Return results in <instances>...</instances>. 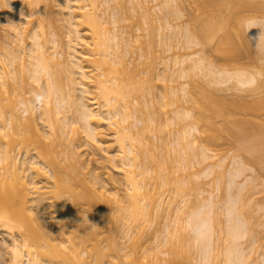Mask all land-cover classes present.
<instances>
[{"label":"bare ground","instance_id":"obj_1","mask_svg":"<svg viewBox=\"0 0 264 264\" xmlns=\"http://www.w3.org/2000/svg\"><path fill=\"white\" fill-rule=\"evenodd\" d=\"M96 1L9 0L8 2V0H0V3L6 5L3 7L2 4L0 5L2 7L0 9V232H4L11 237V242L9 243L11 260H8L11 264H161L156 254L162 253L159 251V247L165 246L167 239L169 240L168 235L165 236V239H163V236L161 244L157 246L159 249L156 250L158 251H148L146 249L145 255H140L135 250V254H131L126 247V240L130 238V223H137L143 214L144 206L137 198L140 193L138 178L141 175H149L146 170H140L138 162L139 156L142 153V147H150V138L148 137V139L146 135H144L146 137H142L138 133H135V129L142 123L141 121H138L135 126L132 124L133 122H130L132 101L135 97L139 96L137 94L142 93L144 90L145 81L128 66L132 64V61L127 59V53L125 54L124 48L130 45L131 38L126 36V33H121L118 27L117 16L109 9L108 2L103 1L101 4H97ZM226 1L229 0H220L222 6L223 3L227 6H233L232 0H230L232 3ZM102 6H106V8L102 10ZM165 6L169 14H167L168 17H173L175 21L181 19L177 0H169L165 3ZM54 9L59 10L57 11L59 12L58 15ZM24 10L27 11L25 12L26 14L21 13ZM9 11L13 16L17 17H14V21L13 19L12 21L9 20L10 16L7 15L10 13ZM58 22L59 26H61L60 23L62 24L59 27L60 29L57 27ZM206 22L208 24H203V26L205 25V29L207 27L209 29L202 33H211L213 27L214 30L223 29L224 27V30H221L223 32L226 31L222 20L217 21V24L214 21V24L210 21L214 25L212 29L209 21ZM53 27L61 33H63V28L66 29V32L64 31L65 34L63 33L64 35L59 33V37L64 38L63 36H67V46L72 51H68L71 53L69 56H64L62 50L61 52L57 51L60 48V43L57 39L58 36L55 34L56 30ZM165 27H167L164 32L166 36L164 33L162 36H165L167 40L169 38L167 34L172 29L177 32V35L182 33L179 25L174 26L171 23H167ZM246 27L251 41L258 48L257 50H259L260 61L264 64V20L250 21L246 24ZM214 30L212 34L217 32ZM185 33L186 48L191 49L192 45L198 46L199 42L197 39L196 42L198 43L194 42L191 36H189L190 32L188 34V31H185ZM82 35L85 41H83ZM77 46H80L82 49L87 48L89 52L80 56ZM7 53L11 59H7L8 56L5 57ZM69 53L65 54L68 55ZM59 57L61 58L60 61H54V59ZM25 58L33 61V63L30 62L31 64L29 63L32 65L30 66L32 68L30 71L29 69L31 68H29V64L26 62L28 60ZM8 60H10V64L7 63ZM15 60L20 61L23 66L25 65V68H23L20 64L22 69H24L22 71H27L26 74L28 72H30L29 74L33 73V78L31 77L30 79L32 80L30 81L36 84L34 92L40 90L39 94L41 93L46 104H49L52 98L54 97L55 99L56 96L57 115L59 117L55 116L56 113L52 114L53 112L49 107L47 108L48 111L46 110L49 118L47 115L45 120H47V123L48 119L51 122L49 123L51 129L49 138H47L48 134L41 131L40 125L37 122L36 109L29 106L31 104H28L29 100L26 99L27 101H25L24 95H14L15 90L9 88V79L18 85H23L24 82H27L26 79L25 81L17 75L19 71L16 73L17 69L13 67V61ZM51 62L65 71L66 77H64L66 80L61 76L60 79L64 80L68 87L66 88L69 91H62L63 87H65L63 85L65 83L62 80L60 82L56 81L55 83L57 84L52 85L57 89L56 86L59 82V90H55L53 89L54 87H50L49 82L45 80L42 82L43 77L40 78V75V77L36 76L41 72L45 73L46 77L50 76L49 66L54 65ZM26 63L28 66H26ZM84 64L86 65L84 66ZM87 64L91 65L88 66ZM35 66L40 70L36 69L33 71ZM187 67L190 68L192 76L196 78L194 80L197 84H201L204 80L207 81L208 77L212 80L210 83L208 82L209 87L204 88V90L206 89V99H191V102L194 100L193 104H195L194 114L188 110L187 112L179 110L176 114L177 121H175L179 125L186 120H193L194 124L200 129L198 130L196 127H189L188 125L189 129H186L185 126L182 132L181 130L183 129L181 128L179 140L183 143L181 142L180 146L184 145V147L182 145L184 150H181L183 152L190 151L188 150L190 143L187 140L197 131L200 132L202 141L205 140L204 143L210 141L213 144L216 142L218 145L217 140L223 136V133H228L230 140L233 138L235 142L239 140L245 143V145L243 144V148H246L250 152L254 150L256 145L262 144L264 142V131L258 138L248 134L251 132L247 128L250 125L249 121L246 119L238 121V116L236 117L235 114H239L235 111L234 114L233 109H229L228 102L230 100L224 95L225 93L223 94L224 90L212 88L214 85H227L229 87L230 83L233 84L235 82V89L239 87L240 90L246 92L255 85L256 78L244 72L223 71L208 62L205 57L191 53L182 58H175L174 68H166V75L165 77L163 76V80L173 84L179 82L178 80L186 79L188 77ZM75 68H77V71H74ZM24 72L22 73L25 76ZM56 72L58 73V71ZM35 73L37 74L35 75ZM58 74L62 75L63 73ZM260 74L264 75V66H261ZM57 75L58 80L59 76ZM75 75L80 76L81 83L75 82L77 81L74 79ZM28 83L29 81L25 84ZM77 85H79L82 91V97H79L77 94ZM210 85L212 86L210 87ZM186 86L185 84H180L177 87H173V95L179 101L187 100L190 94ZM31 89L34 90V87ZM91 89H95L97 93H93ZM33 90L31 91L33 92ZM218 91H222V93L219 94ZM62 96L65 98L63 99ZM138 100H140L139 97ZM231 103L230 105H233L235 102ZM67 105L70 106L68 107L69 110L70 108L75 110L79 120L83 123V130L88 139L85 145L87 149L85 147L84 149L88 151L87 153L90 152V156H92L89 160L91 163L89 164H85L83 162L84 158H81L80 150H83V148L80 146V149L79 147H75L76 145L74 146L75 141L72 139L73 137L71 140H68L73 135V131L75 134L80 131L78 128L72 130L73 127L72 129L69 128V132L70 130L72 131L71 135L66 131V128L71 126V123L67 121L66 114H64V111L66 113L67 111L69 112L68 108H66L67 110L64 108ZM247 106L250 109V105ZM238 107L242 108L241 106ZM232 108H235L234 105ZM50 111L52 113L49 114ZM46 112H43L42 115L44 113L47 114ZM61 113L64 115L63 118H60ZM50 115H52V118ZM50 118L51 120H56L54 121V125H52L53 121H50ZM117 118L121 119L117 120ZM219 120H222L221 126ZM56 124L58 125L56 126ZM104 126L107 127V131L103 130ZM140 131L143 132V130ZM58 132L59 134H56ZM108 132L111 133L109 134ZM67 134L70 136L64 138ZM111 135L115 140L113 142L114 146L115 144L117 146L116 150L108 141ZM54 138H59L60 141L59 139L55 141ZM63 138L67 139L69 144ZM46 139L50 142L51 140L53 141L49 143L46 142ZM61 142L66 143H63L65 145H62L63 149H61ZM76 142L78 141L76 140ZM210 142L208 145L212 144ZM82 143H78V145ZM57 146L60 147L59 151L57 149L59 147ZM206 147L204 145L202 147L195 146L197 149L194 150L196 153L200 150V153L198 152L199 156L201 154L203 159H208L210 157L208 155L210 150L208 149L209 147ZM246 149L243 150L247 151ZM31 151L34 152V159H37L39 164L35 163L32 157L29 156ZM23 152L25 153L24 155H28L29 157L23 159ZM101 154L103 155V160L101 159ZM97 157H99L98 160ZM30 159L32 161L28 162L27 160ZM94 161L99 164H97L98 167H103V169L106 163L112 164L116 171L122 175L124 183L131 187L129 189L130 192L127 194L129 196L128 204L121 207L123 226L120 241L118 236L112 234V230H106L107 224L105 221L109 218L111 212L110 204H117L121 199L119 198V193L113 197H110L106 193L100 175L97 174L98 172L95 168L91 167L92 170L88 166H92L91 164ZM103 161H105V164ZM237 165L238 163L235 162L234 166L238 167ZM212 167L214 168V166ZM218 167L222 168L221 165H218ZM211 168H207L206 172L211 170L214 173L215 170ZM212 172L209 173L211 174ZM157 173L155 171L153 175H158ZM244 174L245 172L242 169L238 170L236 168L229 172L230 193H234L237 189L245 192L243 191L246 188H244V185L253 184L252 181L247 179L245 184L241 185L242 187L238 186L236 180ZM112 184L117 186L119 182L113 179ZM213 198L214 196L211 195V199ZM216 205L215 203H210L202 206V208L189 215L187 219V223L191 225L194 235L193 240L195 242L193 241V244L198 243V248L202 251L201 254L205 264H210L208 248L211 243V226L208 213L213 212L215 207L218 206ZM235 207V199L231 198L227 203V213L230 223L234 220L232 216L235 212ZM182 209V207L178 206L179 211H182ZM54 214H56V218L51 217L55 220V225L54 223L52 224V227H54L52 229H49L51 226L46 228L42 219ZM234 224H231L234 227L231 229L232 231L230 230L231 232L228 230V233L231 234H227V237L239 242L243 238V235L239 231L238 224ZM168 227H171V225L167 226V229ZM169 229L167 230L168 232ZM237 241H234V243ZM232 242L229 241L231 245H233ZM235 244L234 246H237L238 243ZM233 250L236 249L231 247L229 250L232 255L228 253L229 255L227 256L230 257L231 255L232 257L230 260L228 259L227 263L236 264L235 259L237 257L232 258L237 251ZM255 254H258L257 250ZM260 260L264 264V258L262 257ZM257 261L259 260L257 259ZM167 263L178 264L175 260L168 261Z\"/></svg>","mask_w":264,"mask_h":264},{"label":"rangeland","instance_id":"obj_2","mask_svg":"<svg viewBox=\"0 0 264 264\" xmlns=\"http://www.w3.org/2000/svg\"><path fill=\"white\" fill-rule=\"evenodd\" d=\"M103 1L108 2L109 9L117 16L119 23L118 27L121 30V33L124 32V34H127L126 36L131 38L130 45L124 48L125 54L127 53V59L132 61V64H129L128 66L134 70L136 75L145 81V91L143 90L142 93L137 94L139 96L135 97L132 101L133 104L130 111V122H133L132 124L135 126L138 121H141L142 123L139 124L135 129V133H138L139 136L143 137L146 135L147 137H144L150 138H148L149 143H151L150 147H142V153L139 156L138 162L141 168L140 170H146L149 175H141L138 178L140 193L137 198L141 201L144 208L142 217L138 219V222L133 224L130 223L131 225L129 224L130 238L126 240V247L128 248V251H130L131 254H135V250L138 251L140 255H145L146 249L148 251H158L156 249L160 248L159 251L162 253L158 255L156 254V256L158 257L161 264H168L167 262L171 260H175V262L178 264H205L201 254L202 251H200L198 248V243L193 244L195 242L193 240L194 235L191 230V225H188L187 223V219L189 218V215L202 208V206L215 203L218 206L216 205L217 207H215L213 212L208 213L211 226V243L208 248L210 264H230L231 262H227L232 257V254L230 253L231 251H229L231 247L236 249L233 251H237V253L235 252L236 256L233 255L232 258L234 259L237 257L235 259L236 264H238V262L239 264H262L263 261L260 260V258H264V142H262L260 145H256L254 150L250 152L246 148H243V144L245 145V143L239 140H236L235 142L233 138L230 140L228 133L222 134L223 136L219 139L221 142L217 140L218 145L216 142L214 145L210 141L209 142L212 144L208 145L209 142L206 141L204 143L205 140L202 141L200 132L197 131L191 138H188L187 140L190 143V147L188 149L190 151L183 152L184 145L182 144L183 147L182 145L180 146L182 141L179 140V136H181V128L183 129V127L185 128L186 126V129H189V127H196L198 129L199 127L194 124L193 120H186L179 125L178 122H176V114L179 110H185L186 112L188 110L194 114L193 110L195 109V104H193L194 100L191 102V99L203 100V98H207L205 92L206 89L204 90V88L209 85L212 79L208 77L209 79L207 78V81H205L203 78L199 77L204 80V82L202 81L201 84H197L194 80L196 78L192 76L193 74H191L189 67H187L188 77L184 80H178L179 82L177 83L172 84L170 82H166L163 80V78L166 75V68H174L175 58H182L191 53H195L200 57H205L208 62L214 64L218 69L223 71L244 72L255 77V85L249 88L246 92H244V90H240L239 87V89H235V82H233V84L230 83L231 85L229 84V87H227V85H214L212 88H216V90H224L223 94L225 93L224 95L230 100L228 102V106L230 108H228L230 110L233 109V113L235 111L239 114L237 115L234 113L236 117L238 116L237 120H248L251 125L247 126L249 129L247 130L249 132L251 131L248 134L251 136L253 135L252 137L255 138L260 137L264 131V86H262L264 85V75L260 74L261 66H264V64L260 61V54L258 55L259 50H257L258 48H256L253 41H251L246 24L250 21L264 20V0H232L233 3L229 0L233 6L235 5V7H231L230 5L227 6L224 3L222 6L220 0H177L178 10L181 14V19L179 21L173 20V17H168L169 14L166 11L165 3L169 0H97L96 2L97 4H101ZM229 1L226 2L229 3ZM1 4L2 3H0V5ZM4 5L2 4V7ZM2 7L0 6V9ZM105 8L106 6H102L101 9L103 10ZM54 10L56 12L59 11L58 9ZM25 12L27 11H21L22 14H26ZM58 13L59 12H57V15ZM7 15L10 16V21H12V19L14 21V17L17 18L16 16H13L11 12ZM221 20L226 31H222L224 30V27L223 29L221 28L222 30H214V27L212 29V26H214L213 24H217V21L219 22ZM206 21H209V23L210 21H212V23L214 21L213 24L210 23V27L212 29L211 33L208 32L207 34L202 33L209 29V27L205 29V25L208 24ZM167 23H171L174 26L179 25L182 33L177 35V32L172 29V31L167 34V37H169L167 40L164 33L167 29V27H165ZM203 24L205 25L203 26ZM57 25L58 28L62 26L61 23V26H59V22ZM55 30V34L58 36L57 39L60 43V48L57 51L61 52L62 50V54H64V56H69L71 53L68 51L71 50H69L67 46V36L60 38L59 33L61 32H59L57 29ZM65 30L66 29L63 28V33ZM213 30L217 32L212 34L214 33ZM185 31H188V34L189 32L192 34H189V36H191L194 42H196L197 39L199 42H196L198 43V46L192 45L191 49L186 48L187 44ZM163 33L165 36H162ZM82 37L83 41H85L83 35ZM77 48L76 49L78 50L80 56H83L86 52H89L87 48L82 49L80 46H77ZM8 53L5 55V57L8 56ZM65 53L69 54L67 55ZM8 58H10V56H8L7 59ZM25 59L24 60L28 64L30 62L33 63V61H31L29 58ZM57 60L60 61L61 58L59 57L54 59V61ZM16 61L17 60L13 61L14 65L12 64L13 67L17 69L16 73L18 71V73L24 72L22 71L24 70L22 69V63L17 61L16 64ZM7 63L10 64V60H8ZM27 63L26 66H28ZM51 63L54 65L49 66L50 76L46 77V74H43V72L40 74L38 73V75L35 73L36 76L40 75V78L43 77L42 82H44V80L49 82L50 87L53 84L56 85V81L60 82L64 76L66 77L65 71L62 68L55 66V63L53 62ZM30 64L29 68L32 66ZM85 65L86 64H84V66ZM87 65L90 66L91 64ZM24 66L23 68H25ZM35 67L33 68V71L38 68ZM30 70H32V68L29 69V71ZM75 70L77 71V68H75L74 71ZM56 71L63 74L59 75ZM18 73V76L24 80L26 79L27 82L29 81V83L25 84L27 82H24L23 85H18L9 79V88L11 90H15L14 95H24V100H29L28 104L31 103L29 106L36 109L35 113L37 122L40 125L41 131L48 134L47 138H49V133L51 132L49 123L51 122H49V119L48 123L47 120H45L48 115L46 110L49 107L53 112L52 113L50 111L49 114L56 113L55 116H58L56 107L57 105L55 101L56 96L55 99L54 97L52 98L49 104H46V101L44 98H42L41 93L39 94L40 90H38V92H34L36 84H33L34 82L30 81L32 80L30 78H33V73L31 72L32 74H29L30 72H28V74H26V70L24 72L25 76L23 73V75ZM56 75L59 76L58 80ZM60 76L62 77L61 79ZM65 77L63 78L64 80H66ZM74 77V79L77 80L75 81L76 83H81V78L79 75H75ZM64 80H62V82H64ZM59 82L57 85L58 87L56 86L57 89L59 88ZM21 83L23 82L21 81ZM180 84L187 85V90L190 93L187 100L185 99V101H179V99L173 95V87H177ZM63 85H65V87H63L62 91L68 90L66 83ZM77 86V94L79 97H82V91L80 90L79 85ZM211 86L212 85H210V87ZM33 87L34 90L31 89ZM53 89H55V87ZM31 90H33V92ZM29 91L32 93L30 94ZM91 91L93 93H97L95 89H91ZM221 93L222 91L219 92V94ZM138 97L140 100H138ZM62 98L64 99L65 97L62 96ZM66 99H68V97H66ZM65 102L67 103V101ZM231 102H235L233 103L235 108H232L233 105H230L232 104ZM63 104L66 105L64 102ZM247 105H250V109ZM238 106L243 107L240 108ZM68 107L70 106H65V110H67L66 108ZM43 112L47 113H44V115H46L45 117L42 115ZM67 113L64 111V114L67 116V121L71 123V126L67 127L68 129L66 128V131L69 132V128L72 129L73 127L72 130L78 128L80 132L75 134L74 131L72 133L70 130L68 134L71 135L72 133L75 135L70 136L67 134L64 138L70 136L68 140H71L73 137L72 139L75 141L74 146L76 145L75 147L79 148L81 146V148H83V150H80L81 148L79 149L82 155L81 158H84L85 160L84 161L82 159L83 162H85V164H89L91 163L89 160L92 158V156H90V152L87 153L88 151H85L87 149L85 145L87 144L86 141H88V139L86 138L83 130V123L81 120H79V117L73 108H70L69 112L67 111ZM50 117L52 118V115H50ZM63 117L64 115L61 113L60 118ZM51 118L50 121H53L52 125H54V121L56 120H51ZM54 118L57 119L56 117ZM120 119L121 118H117V120ZM219 121L221 126L222 120ZM58 124H56V126ZM188 125L189 127H187ZM147 126L148 128H146ZM103 130L107 131V127L104 126ZM140 130H143V132ZM181 131L183 132L184 129ZM108 133L110 134L111 132ZM56 134H59V132ZM64 138L63 140H65ZM57 139L59 138H54L55 141ZM66 140L65 142L68 141ZM76 140L78 142H76ZM52 141L53 140H51V142ZM108 141L116 150L117 146L116 144L114 146L115 140L112 135L110 138H108ZM46 142L51 143L48 139H46ZM82 142L85 143L83 144ZM63 143L64 142H61V146ZM67 143L69 144V141ZM78 143L82 144L78 145ZM241 143L242 145H240ZM201 145L209 147L208 149L210 152H208V155H210V157L208 159H203L201 154L199 156L198 152L200 153V150L197 153L194 150L197 149L195 146L202 147ZM63 146L61 149H63ZM84 147L86 149H84ZM57 149L59 151L60 147ZM243 149H246L247 151ZM24 154L25 153L23 152V159H26L25 157L31 156L33 161L38 163L37 159H34L35 155L33 151H31V155L28 153L29 156ZM102 156L103 155L101 154V159ZM98 158L99 157H97V160ZM27 161L29 162L32 160L30 159ZM104 162L105 161H103V163ZM235 162L238 163V167L234 166ZM97 164L98 163H95L94 161L91 164L92 166H88L90 168L92 167L93 169L95 168V170L98 172L97 174H99L101 177L100 179L103 186L105 187L106 193L110 197H113L119 193L118 195L121 199V201L117 204H110L111 212L109 214V218L105 221L107 224L106 230H112V234L118 236L120 241L121 229L123 226L121 207H123L125 204H128L129 196H127V194L130 192L129 189L131 187L124 183L122 175L116 171L112 164L104 163V169L103 167H98L99 164ZM218 165H221L222 168H219ZM212 166H214V168ZM207 168L214 169V173L211 170H209V172H212L211 174L206 172ZM234 168L238 170L242 169L245 172L244 175L240 176L236 180L238 186H241L242 184L244 185L247 179L253 182V184H248V186L244 185V188H246L243 191L245 192L237 189L234 193H230L229 172ZM155 171L158 172V175H153ZM31 174L33 173L31 172ZM113 179L119 182L117 186L112 184ZM131 193H133V191H131ZM211 195L214 196L213 199H211ZM231 198L235 199L236 207L232 216L234 220L230 223L227 213V203ZM178 206L183 208L182 211L178 210ZM51 217L55 219L56 214L53 216H46L42 219V222L46 228L51 226L49 229L54 227H52L53 223L55 225V220ZM234 223L236 225L238 224L239 231H241L243 235V238L240 239L239 242L234 240L237 241L235 242L238 243L237 246H234L235 243L233 239L231 240V238L228 239L227 237V234H231L228 233V230L230 231L234 227L231 226V224L233 225ZM169 225H171V227H168V229L170 228L168 232L167 226ZM49 229L48 231H50ZM165 236L169 238V240L166 238L167 244L158 248L157 246L161 244L162 240L165 239ZM229 241H233V245H231ZM10 242L11 237L4 232H0V264H11L8 261L11 258L9 247ZM256 250L259 254V258L258 254H255ZM228 253L231 254L230 257L227 256L229 255ZM257 259L259 261H257Z\"/></svg>","mask_w":264,"mask_h":264}]
</instances>
